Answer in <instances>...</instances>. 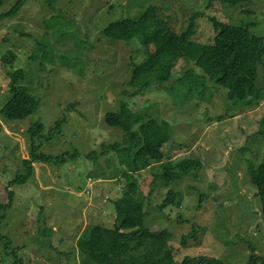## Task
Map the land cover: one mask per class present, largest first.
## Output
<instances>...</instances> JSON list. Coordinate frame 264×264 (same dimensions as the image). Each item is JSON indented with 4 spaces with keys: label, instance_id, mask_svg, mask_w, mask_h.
I'll list each match as a JSON object with an SVG mask.
<instances>
[{
    "label": "rangeland",
    "instance_id": "rangeland-1",
    "mask_svg": "<svg viewBox=\"0 0 264 264\" xmlns=\"http://www.w3.org/2000/svg\"><path fill=\"white\" fill-rule=\"evenodd\" d=\"M16 2L7 0L0 16ZM150 5L179 33L195 16L193 40L199 43L214 42L211 18L240 26L254 22L251 32L264 36V0L237 6L220 0H55V9L45 0H29L16 16L0 18V204L8 201L9 189L15 191L0 230V264H84L77 241L85 228L116 225L115 202L123 196L126 180L112 145L123 142L125 132L107 125L105 116L119 111L123 102L169 121L173 140L202 161L197 174L172 183L162 180L157 162L136 174L144 226L172 233L176 264L197 255L249 264L250 246L264 257L262 202L249 175L250 162L258 165L264 156L259 134L264 128V60L257 81L262 96L254 107H236L227 90L182 58L166 88L154 85L133 96L129 82L134 65L145 58L144 47L138 40L112 42L103 30L120 18H138ZM45 35L51 55L37 49ZM9 51L17 54L13 66L2 63ZM190 68L199 82L192 94L178 81ZM18 69L26 71L23 84L40 100L38 111L24 121L1 113L11 96L8 72ZM58 120L61 128L48 140ZM37 121L45 134L34 142L28 128ZM33 142L41 153L64 162H36L27 184L10 187L25 172L23 161L31 157ZM169 190L181 196L176 205L161 210ZM195 228L196 239L184 244L183 236Z\"/></svg>",
    "mask_w": 264,
    "mask_h": 264
},
{
    "label": "trees",
    "instance_id": "trees-1",
    "mask_svg": "<svg viewBox=\"0 0 264 264\" xmlns=\"http://www.w3.org/2000/svg\"><path fill=\"white\" fill-rule=\"evenodd\" d=\"M7 0H0V8ZM29 0H17L8 12L0 18L16 16ZM55 9V0H45ZM222 3L237 6L244 0H220ZM155 5L147 7L138 18L123 17L111 22L103 34L112 42H129L138 40L144 47L145 58L136 63L132 70L130 87H134L133 96L143 94L154 85L166 88L171 83L174 69L182 58L195 64L205 76L217 86L227 90V97L241 109L259 104L263 89L258 84L260 65L264 60V36L254 35L251 28L254 22L246 26L231 25L211 18L217 35L213 44L199 43L193 40L197 33L196 17L191 19L187 30L179 33L173 29L169 20L164 19ZM38 50L51 55L48 35L38 41ZM34 54L31 59H36ZM17 54L9 51L2 58V63L13 66ZM10 78V100L1 109L3 116L12 121H24L35 114L40 106L30 89L23 84L27 75L24 69L8 72ZM178 81L186 85L188 94L196 89L198 77L196 70L190 68L179 77ZM202 85V84H201ZM200 86V85H198ZM202 86H205L204 84ZM105 122L110 127L122 129L125 134L123 142L115 143L112 148L118 153L120 162L125 166L123 177L126 185L123 196L115 202L117 223L114 227L103 224L85 228L78 237L77 246L84 264H176L170 239L172 233L165 229L151 231L144 226V203L137 195L140 183L136 174L152 167L157 162L162 167L161 178L166 183L183 180L197 174L202 169V161L187 155L189 148L173 140L169 121H160L147 112L134 111L123 102L120 110L109 112ZM62 120L48 132L49 139L59 131ZM264 127V126H263ZM32 141L44 136L45 126L37 121L28 128ZM259 134L264 137V128ZM35 142V141H34ZM33 142L31 157L24 159V171L19 172L10 182V187L25 185L35 172L36 162L63 163L56 156L43 154L40 146ZM183 152L182 155L178 153ZM176 156V157H175ZM249 175L257 187V195L262 202L264 213V156L258 165L249 164ZM181 193L169 190L167 197L160 205L164 209L176 205ZM15 191L8 190V201L0 204V230L5 212L13 206ZM181 224L184 217L179 215ZM197 228L183 236L185 244L188 238L197 237ZM53 231H50V234ZM0 237L2 235L0 234ZM7 242L6 246L8 248ZM249 264H264V257L258 256L252 246ZM181 264H226L223 260L208 256H186Z\"/></svg>",
    "mask_w": 264,
    "mask_h": 264
},
{
    "label": "bare ground",
    "instance_id": "bare-ground-1",
    "mask_svg": "<svg viewBox=\"0 0 264 264\" xmlns=\"http://www.w3.org/2000/svg\"><path fill=\"white\" fill-rule=\"evenodd\" d=\"M203 167V166H202ZM199 232H201V231H199Z\"/></svg>",
    "mask_w": 264,
    "mask_h": 264
}]
</instances>
